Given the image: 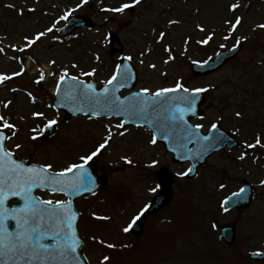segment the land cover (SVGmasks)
<instances>
[{
  "label": "rangeland",
  "instance_id": "obj_1",
  "mask_svg": "<svg viewBox=\"0 0 264 264\" xmlns=\"http://www.w3.org/2000/svg\"><path fill=\"white\" fill-rule=\"evenodd\" d=\"M125 3L133 0H0V76L5 77L0 130L8 133L7 149L21 160L51 164L56 172L105 145L95 161L110 186L104 197L89 202L88 215L112 221L105 229L84 221L92 264H116V257L118 264H260L248 255L264 253V156L258 152H264V28L259 27L264 0H140L132 13L109 10ZM233 5L238 7L233 10ZM74 15L88 16L95 27L62 39L60 31ZM210 34L207 44L203 39ZM112 35L124 46L122 56H110ZM236 44L243 48L235 61L212 76H192L194 63ZM122 57H131L138 70L136 90L154 93L178 83L189 90L207 89L204 118L195 124L205 131L218 125L242 147L214 155L195 179H187L188 165L175 164L160 147H150L145 130L126 132L117 121L87 118L64 123L53 108L60 78L106 85ZM51 120L57 129L47 136ZM4 121L13 127H4ZM249 145L256 148L249 151ZM163 167L175 176L172 200L146 222L148 232L137 241L124 234L126 219L152 199L159 185L156 172ZM246 180L254 185L252 207L225 212L222 201ZM228 223L237 227L230 247L218 236V227Z\"/></svg>",
  "mask_w": 264,
  "mask_h": 264
},
{
  "label": "snow or ice",
  "instance_id": "obj_2",
  "mask_svg": "<svg viewBox=\"0 0 264 264\" xmlns=\"http://www.w3.org/2000/svg\"><path fill=\"white\" fill-rule=\"evenodd\" d=\"M86 3L87 0H84ZM140 3V0H133V4L125 3L119 8L109 9L113 12H123L134 4ZM233 10H235L238 5H233ZM65 16L63 19H67ZM241 23L240 19L236 20V25ZM235 28V25L233 26ZM259 27L264 28V25H259ZM48 31H51L49 29ZM43 33L38 35L36 39L38 40ZM211 39V38H209ZM35 43V40L32 41ZM207 43V41H205ZM131 59V57H128ZM94 74V73H91ZM66 75V74H65ZM119 76V66L117 74H114L111 79L107 81L108 85H113L115 81L118 80ZM5 77L0 76V82H3ZM43 79V77H41ZM61 82L64 81L65 77L62 76ZM71 80L78 81L77 77H71ZM75 88L82 89L83 96L95 105H100L105 108L115 107L117 110L129 111L130 108H134V104L125 105L123 101L116 95L118 91L117 87H105L102 92L97 93L95 86L91 84H83V82H77L74 85ZM59 90V88H58ZM183 90L185 93L190 90L184 88L182 84H177L175 88H165L161 89L153 94L155 102L159 103V98L167 93L179 92ZM147 93L148 89L142 90ZM194 93H200L207 91V89L197 88L192 90ZM139 94H134L133 97L127 98L130 101L135 100ZM73 98H75L73 96ZM181 104L188 105L187 108L176 106V111L179 113L174 117L175 120L183 121L184 113L186 111L194 110L196 98L195 96H182L176 97ZM7 106V105H5ZM148 106L147 101L144 100L141 103L140 111ZM36 115H42V113H37ZM171 115V113H170ZM239 115V113H237ZM0 117V120H3ZM57 121H49V127L56 124ZM123 125H121L122 127ZM4 127L12 128L13 125L8 124L4 121ZM197 128L202 127V125H196ZM213 129L217 125H212ZM194 135V133H192ZM36 139V137H33ZM204 139H207L205 137ZM152 143H156V139L153 138ZM260 144L259 138L256 141ZM19 147V145H17ZM105 145L101 144L100 148H104ZM249 147H255V145H249ZM97 152H93L91 155L86 157H81V160L85 164L95 157ZM243 159V157H241ZM131 163V161H129ZM83 169L84 164H73L70 165L64 171L52 175L50 170L52 165L48 164L41 169L36 168H26L22 163L17 162L11 158L4 145L3 138H0V264H48L49 261L56 260L57 257L67 258L69 255L76 253L78 241L76 239L75 231L73 229V221L76 219L75 213L72 212L70 207H65L66 201L56 200H37L32 195L33 187H41L45 184L51 185L52 190L64 191L65 182L60 180L59 177H63L66 173L72 172L74 169ZM189 172L191 169L188 170ZM83 173H81L82 175ZM187 175V173H184ZM68 187L76 188L77 185L73 182H68ZM244 189H241L243 192ZM234 195H239L234 194ZM15 196L20 197L23 200V207H9L8 201L9 197ZM55 203V207H44L51 206ZM143 213H141L142 215ZM54 219L59 221V224H66L69 231H65L62 227L57 225L53 228L51 225H45V219ZM139 216L135 217L138 220ZM8 221H13L14 224H9ZM125 232L129 231V228L123 229ZM47 241V242H46ZM109 247H114V245L109 244ZM108 257H105L107 260Z\"/></svg>",
  "mask_w": 264,
  "mask_h": 264
},
{
  "label": "water",
  "instance_id": "obj_3",
  "mask_svg": "<svg viewBox=\"0 0 264 264\" xmlns=\"http://www.w3.org/2000/svg\"><path fill=\"white\" fill-rule=\"evenodd\" d=\"M92 26L90 20L87 18H72L70 20V26L68 30H66L64 35L66 36L68 33L81 28V27H90ZM112 52L122 51V48L118 44L116 38L113 40V44L111 46ZM240 48L232 50L231 52H224L220 54L213 62L208 63L206 65H196L193 68V73L195 76H201L210 74L220 67H222L226 62L232 60L239 53ZM78 81H73L71 79L64 80L57 91V96L55 99V108L58 111L66 112V120L77 117L78 115H93L96 117H122L124 119V125H143L149 127L154 133L156 138L165 144L168 151L173 152L175 154L174 160L177 162H187L190 161L192 164L190 177H194L197 173L198 168L202 167L206 161V159L211 156L213 153L221 150L225 145L230 144L229 139H227L224 133L219 132L214 134L212 132L208 136H202L199 134L198 130L195 128H191L189 125V121L193 117H197L200 114L199 106L203 104L204 97L201 94H190L185 93L183 90L179 92L167 93L159 98V103L155 102L154 97H150L147 95H138L135 100L130 101L127 98H131L133 96L127 97L126 99H122L120 97L121 89H131L134 87L136 83V71L128 60H122L121 65L119 67V76L118 80L114 82L113 85L107 86L109 88L117 87L118 91L116 95L120 98L121 101L124 102L125 105L134 104V108H130L129 111H121L117 110L115 107L109 109L102 107L100 105H95L90 102L83 96L82 89L75 88L74 85L77 84ZM86 84V83H83ZM93 85V84H91ZM95 90L97 93L103 91L105 87L98 90L96 85ZM195 96L196 103L194 110L186 111L184 113L183 121L175 120L174 117L179 113L176 111V106L187 108L188 105L181 104L179 100L175 99L176 97L182 96ZM73 96L75 98H73ZM146 100L148 106L144 109V111H140L142 101ZM171 113V115H170ZM194 133V135L192 134ZM217 135V136H216ZM207 137V139H204ZM0 138H3V145L5 147L6 136L3 133H0ZM194 145L191 149L190 146ZM11 158L13 156L11 155ZM16 160V159H14ZM23 166L26 168H36L31 166L28 163L22 162ZM68 176V175H67ZM70 177V181L75 183L77 186L78 183L82 184L83 193L92 194L97 191V189L101 185L100 178L95 177L94 169H89L86 174L82 175L76 173ZM79 179V181H77ZM64 181V179L62 180ZM65 182V181H64ZM68 182L65 183L67 185ZM46 189H51V185L45 184L41 186ZM65 187V186H64ZM39 187H33L32 192ZM14 197V196H11ZM9 197V198H11ZM168 201V195H163L160 199H158L153 207V209L146 214V216L153 211L159 209L163 205H165ZM252 201V196L250 192H246L245 190L241 192L239 195H234L226 202H224V206L228 209L230 208H247ZM65 207H69L66 205ZM71 208V207H70ZM74 213L73 209H71ZM48 219V218H46ZM44 221L45 225H51L53 228L59 225L65 231H69L67 229L66 224H59L57 220H46ZM8 223H14L13 221H8ZM139 229L137 233L141 231V224L138 225ZM75 231L76 239L78 241V246L76 253L69 255L73 261L72 264H78V261H81L80 254V243L78 240V231H77V218L73 221V229ZM223 236L228 244H231L235 237L234 227L226 226L222 228ZM255 260H264V256H253ZM75 261V262H74ZM77 261V262H76Z\"/></svg>",
  "mask_w": 264,
  "mask_h": 264
}]
</instances>
